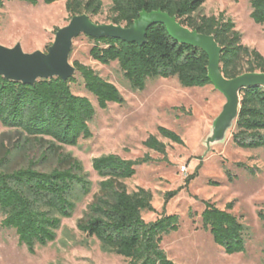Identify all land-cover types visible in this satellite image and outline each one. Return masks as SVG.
Wrapping results in <instances>:
<instances>
[{
    "label": "trees",
    "instance_id": "1",
    "mask_svg": "<svg viewBox=\"0 0 264 264\" xmlns=\"http://www.w3.org/2000/svg\"><path fill=\"white\" fill-rule=\"evenodd\" d=\"M8 1L37 6L62 0H0V9ZM111 1L112 24L131 27L142 11L162 10L176 16L191 30L215 36L222 48L221 71L227 79L246 72H264V56L242 44V34L236 30L232 19L226 18L224 13L196 16L206 0ZM250 2L252 20L264 28V0ZM66 8L71 18L81 14L92 18L101 14L103 1L67 0ZM88 38L94 42L90 50L92 59L106 66L117 62L133 89L144 90L150 78L177 77L185 88L212 85L208 78V55L177 43L163 25L148 30L143 46L110 38ZM73 65L83 78L86 90L98 99L102 109H107L110 103H124L118 88L93 68L79 62ZM75 82V77L67 82L55 78L30 86L0 76V123L20 132L26 142L47 144L49 151L59 157V167L48 172L39 171L35 163L10 171V150H4L0 159V211L4 215L1 225L14 230L19 243L32 254L37 247L56 241L63 219L72 218L78 199L92 191V182L81 162L61 153L64 146H78L81 139L93 136L89 124L96 117V109L89 98L73 93L71 84ZM234 127L232 138L238 148H264V87L241 92V108ZM158 132L163 138L184 145L175 131L159 127ZM143 145L162 155L167 153L166 144L154 135ZM150 161L149 156L126 160L115 154L95 158L93 170L102 179L100 190L79 221L78 229L97 239L104 252L127 259V264H176L168 258L161 244L165 236L180 230V217L164 215L155 222H146L143 212L155 211L152 193L143 188L129 193L125 184L136 175L137 166ZM177 193L166 194V202ZM232 209L233 203L222 210L206 201L202 213L204 228L228 255L246 251L247 227ZM260 217L264 221V213Z\"/></svg>",
    "mask_w": 264,
    "mask_h": 264
},
{
    "label": "rangeland",
    "instance_id": "2",
    "mask_svg": "<svg viewBox=\"0 0 264 264\" xmlns=\"http://www.w3.org/2000/svg\"><path fill=\"white\" fill-rule=\"evenodd\" d=\"M102 1L101 14L92 20L111 24L112 1ZM250 1L206 0L196 16L224 13L242 34V44L264 56V28L252 20ZM66 2L37 6L6 2L0 9V44L9 48L21 44L26 53L47 52L57 31L71 20ZM93 46L87 36L77 38L71 63L93 68L118 88L124 103H110L107 109H102L98 99L86 90L83 78L75 75L76 82L71 84L73 93L89 98L96 109V117L89 124L93 136L81 139L78 146H64L61 153L81 162L92 182V191L78 199L72 218L63 219L56 241L37 247L35 254L19 243L14 230L2 227L4 215L0 211V264L128 263L122 256L104 252L97 239L78 229L102 181L93 170V160L109 154L126 160L151 158L149 163L137 166L136 175L125 184L129 193L139 188L152 193L155 211L143 212L146 222H155L164 215L180 217V230L165 236L161 244L170 260L176 264H264V221L260 217L264 213V148H238L232 138L234 126L223 141L206 144L226 103L224 96L213 85L185 88L177 77L150 78L144 90L133 89L117 62L106 66L92 59ZM243 65L244 69L248 67L247 60ZM159 127L178 133L184 145L163 138ZM152 135L166 144V155L143 145ZM48 148L47 144L26 142L20 132L0 123V159L4 150L11 151L10 171L31 163L37 164L39 171L58 168L59 157ZM171 192L178 193L166 202L165 196ZM206 201L222 210L233 203L232 213L247 227L244 253L226 254L204 228L202 213Z\"/></svg>",
    "mask_w": 264,
    "mask_h": 264
},
{
    "label": "water",
    "instance_id": "3",
    "mask_svg": "<svg viewBox=\"0 0 264 264\" xmlns=\"http://www.w3.org/2000/svg\"><path fill=\"white\" fill-rule=\"evenodd\" d=\"M156 25L165 26L177 43L200 49L208 55V78L215 90L224 96L226 103L214 121L212 135L206 144L211 146L223 141L238 119L241 92L251 87H264V72H246L227 79L221 71L222 48L215 36L191 30L183 26L176 16L162 10L142 11L131 27L97 24L88 14L73 16L66 26L57 31L47 52L37 50L26 53L21 44L12 48L0 44V76L30 86H36L40 80L55 78L67 82L77 74L76 67L71 63V54L74 42L80 36L110 38L143 46L148 30Z\"/></svg>",
    "mask_w": 264,
    "mask_h": 264
},
{
    "label": "built area",
    "instance_id": "4",
    "mask_svg": "<svg viewBox=\"0 0 264 264\" xmlns=\"http://www.w3.org/2000/svg\"><path fill=\"white\" fill-rule=\"evenodd\" d=\"M186 170V168H184V171Z\"/></svg>",
    "mask_w": 264,
    "mask_h": 264
}]
</instances>
